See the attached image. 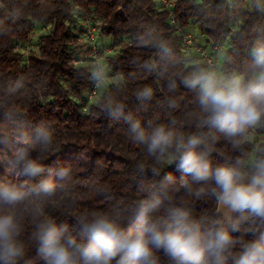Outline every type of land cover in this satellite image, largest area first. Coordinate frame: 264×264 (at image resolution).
I'll return each mask as SVG.
<instances>
[{"label":"clouds","instance_id":"1","mask_svg":"<svg viewBox=\"0 0 264 264\" xmlns=\"http://www.w3.org/2000/svg\"><path fill=\"white\" fill-rule=\"evenodd\" d=\"M251 2L264 13V0ZM143 40L155 45L159 59L177 63L166 40L152 33ZM249 55L246 73L224 74L212 63L192 57L179 61L187 62L184 71L168 78L166 85L174 92L178 76L179 85L194 94L198 110L190 124L197 130L187 135L176 128V121H147L145 126L125 114L117 99L97 101L109 117L127 123L131 142L143 146L152 158L150 170L141 163L137 171L158 179L132 204L80 211L72 218L74 231L43 208V199L66 191L71 167L46 165L31 155L54 148L52 126L38 124L31 134L13 131L21 146L8 166L29 182L0 181V264H30L25 259L29 249L24 213L31 221L30 239L42 264H264V136L257 135L264 128V38L251 43ZM144 66L158 74L162 71L155 62ZM91 77L98 85L107 80L103 60L94 65ZM152 96L148 86L136 93L140 101ZM176 103L169 100L168 106L174 108ZM221 142L236 151L244 145L251 149L214 165L211 157ZM6 143L7 135H0V144ZM54 157L55 152L48 160ZM165 168L176 169L179 179ZM94 192L97 199L113 202L109 186L97 185ZM204 198L214 201L211 215L196 214Z\"/></svg>","mask_w":264,"mask_h":264},{"label":"trees","instance_id":"2","mask_svg":"<svg viewBox=\"0 0 264 264\" xmlns=\"http://www.w3.org/2000/svg\"><path fill=\"white\" fill-rule=\"evenodd\" d=\"M75 4L102 20L100 34L109 36L115 45L103 59L109 76L114 78H107L109 82L100 86L85 113L81 112L78 99L86 97L92 68L74 65L71 60V45L80 43L71 25ZM174 12L180 26L195 23L205 42L216 43L227 36V50L219 60L218 71H248L251 43L264 38V31H258L264 28V13L256 11L251 0H236L230 7L219 0H179ZM35 26L43 32H37L35 45L27 49L28 35ZM149 33L173 47L175 65L159 59L155 45L143 40ZM184 59L180 36L157 0H0V135H7V143L0 144L2 180L29 182L9 169L8 161L21 146L11 133L20 129L31 134L38 124L44 123L52 126L55 146L46 153L33 151L32 157H39L46 165L69 166L73 172L66 191L43 199L45 213L58 224L67 223L69 230L74 231L72 218L80 211L102 206L112 210L114 204H132L142 198L143 189L158 178L140 174L137 166L143 163L150 170L153 160L143 146L131 142L127 123L109 117L97 101L115 98L124 105L125 114L145 126L147 121H176L179 131L192 133L197 130L190 124L198 110L194 94L179 85L178 76L174 92L166 85L168 78L184 71L187 62L179 63ZM146 62H155L162 71H149L144 66ZM145 86L153 89V96L140 101L136 93ZM173 99L176 107L170 108L168 101ZM258 133L264 134V128ZM250 149L251 145H244L236 151L221 142L211 159L215 165ZM53 152L55 157L50 161L48 157ZM164 171L171 172L177 180L181 175L174 168ZM134 180L138 183L134 184ZM97 185L110 187L112 203L96 198ZM201 205L197 215L214 212L210 198H204ZM24 214V238L29 249L25 259L30 264H42L30 239L31 221Z\"/></svg>","mask_w":264,"mask_h":264},{"label":"built area","instance_id":"3","mask_svg":"<svg viewBox=\"0 0 264 264\" xmlns=\"http://www.w3.org/2000/svg\"><path fill=\"white\" fill-rule=\"evenodd\" d=\"M179 0H157L158 5L167 10L170 23L174 27L175 32L180 36V42L182 46V51L184 58L192 57L194 60H199L204 64L212 63L216 66L218 70L219 59L221 58V51L224 50L225 43L227 41V36L223 37L219 42L208 41L205 45L200 44L196 36L188 30V26H194L195 23H190L186 27L180 26L175 19L174 8ZM201 1V0H198ZM224 2L229 7L234 4L236 0H219ZM72 28L80 41H82V46L77 43H73L70 48L72 63L74 65H87L92 68L94 65L101 60V58L113 52L115 45L111 44L109 47H102L98 44L96 37L102 28V20L98 18L94 13H87L79 8L78 5H74L72 12ZM36 28V30H35ZM235 30V27H232ZM38 28L35 26L27 38V49L31 48L35 44L33 40L37 37ZM82 47V48H81ZM216 50L215 54H211L210 49ZM120 77V75H119ZM102 84H97L93 79L86 94L85 99L80 100V109L82 113L87 112L88 106L94 102L96 96L98 95L99 88ZM258 136H264V134H259Z\"/></svg>","mask_w":264,"mask_h":264},{"label":"rangeland","instance_id":"4","mask_svg":"<svg viewBox=\"0 0 264 264\" xmlns=\"http://www.w3.org/2000/svg\"><path fill=\"white\" fill-rule=\"evenodd\" d=\"M35 30H36V28H35ZM37 32H43V30H41V29L39 30L38 29ZM96 40H97L98 44L100 46H102L103 48L104 47H109L112 44V41H111L110 37L107 36V35L105 36L104 34H100V32L97 34ZM79 42L81 43L82 41H79ZM80 43H78V44H80ZM225 45H226V43H225ZM104 58L105 57L101 58V60H103ZM88 67H90V66H88ZM107 71H108V68H107ZM108 78L110 79V78H114V77L109 76V73H108ZM113 80H116V78L113 79ZM108 82H109V80H107L103 84L105 85ZM0 181H3L2 178H1V176H0Z\"/></svg>","mask_w":264,"mask_h":264},{"label":"crops","instance_id":"5","mask_svg":"<svg viewBox=\"0 0 264 264\" xmlns=\"http://www.w3.org/2000/svg\"><path fill=\"white\" fill-rule=\"evenodd\" d=\"M188 30L190 31V32H192L195 36H196V38H197V40H198V42L200 43V44H203V45H205L206 44V38H205V36L203 35V33H201L200 32V30L196 27V25H194V26H188ZM226 50H227V45H225V47H224V50H222L220 53H221V58H222V56L225 54V52H226ZM210 52H211V54H215L216 53V50H213L212 48L210 49ZM220 58V59H221ZM219 59V60H220Z\"/></svg>","mask_w":264,"mask_h":264}]
</instances>
